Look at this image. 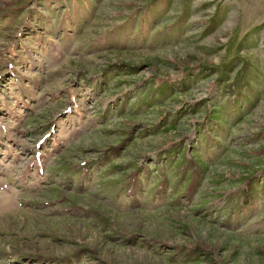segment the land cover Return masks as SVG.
Instances as JSON below:
<instances>
[{"label": "rangeland", "instance_id": "obj_1", "mask_svg": "<svg viewBox=\"0 0 264 264\" xmlns=\"http://www.w3.org/2000/svg\"><path fill=\"white\" fill-rule=\"evenodd\" d=\"M0 264H264V0H0Z\"/></svg>", "mask_w": 264, "mask_h": 264}, {"label": "trees", "instance_id": "obj_2", "mask_svg": "<svg viewBox=\"0 0 264 264\" xmlns=\"http://www.w3.org/2000/svg\"><path fill=\"white\" fill-rule=\"evenodd\" d=\"M133 177H134V179L132 180V182H130V186H129V191H133L134 190V180H136V181H138L139 179H138V175L137 174H133ZM132 177V178H133Z\"/></svg>", "mask_w": 264, "mask_h": 264}]
</instances>
